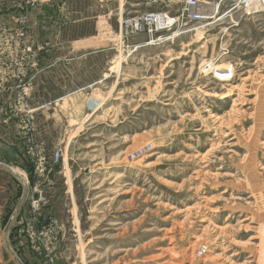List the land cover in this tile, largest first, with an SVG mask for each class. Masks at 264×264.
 Instances as JSON below:
<instances>
[{"label": "rangeland", "instance_id": "1", "mask_svg": "<svg viewBox=\"0 0 264 264\" xmlns=\"http://www.w3.org/2000/svg\"><path fill=\"white\" fill-rule=\"evenodd\" d=\"M201 1L0 0V264H264V12Z\"/></svg>", "mask_w": 264, "mask_h": 264}, {"label": "built area", "instance_id": "2", "mask_svg": "<svg viewBox=\"0 0 264 264\" xmlns=\"http://www.w3.org/2000/svg\"><path fill=\"white\" fill-rule=\"evenodd\" d=\"M256 4L259 11L264 12V0H256ZM202 6L201 0H183V7L177 14L162 9L123 16L119 33L122 44L126 49L135 50L137 45L130 44L134 36L146 35L151 43L169 38L170 34L180 35L189 22L200 23L209 18L202 12Z\"/></svg>", "mask_w": 264, "mask_h": 264}, {"label": "bare ground", "instance_id": "3", "mask_svg": "<svg viewBox=\"0 0 264 264\" xmlns=\"http://www.w3.org/2000/svg\"><path fill=\"white\" fill-rule=\"evenodd\" d=\"M246 4H247V6H251L252 4H254V3H256L255 2V0H243ZM244 80V79H243ZM233 89V88H232ZM230 90V92H229V94L230 93H232L233 92V90ZM241 93V92H240ZM218 119V118H217ZM217 122V121H216ZM220 122V121H219ZM221 125V124H220ZM220 125H217V127H216V131L220 134V128L219 127H221ZM222 132V131H221ZM221 136V135H220ZM221 141V140H220ZM218 144H219V142H216V141H214L213 143H212V149H215L216 150V148L218 147Z\"/></svg>", "mask_w": 264, "mask_h": 264}, {"label": "crops", "instance_id": "4", "mask_svg": "<svg viewBox=\"0 0 264 264\" xmlns=\"http://www.w3.org/2000/svg\"><path fill=\"white\" fill-rule=\"evenodd\" d=\"M144 11H146V10H144ZM140 12H142V11H135V12H133V14L134 13H140ZM126 15H129V13L128 14H126ZM132 44V43H131ZM133 45H135V44H133ZM143 45H145V44H140V45H138V48H140V47H142ZM140 46V47H139ZM106 78H105V75H104V77H102L101 79H99V81H103V80H105ZM95 83H97V82H95ZM88 86H90V85H88V84H86L84 87H82L81 89H79L78 91H82V89H85V90H87L88 91ZM77 92V91H76Z\"/></svg>", "mask_w": 264, "mask_h": 264}]
</instances>
